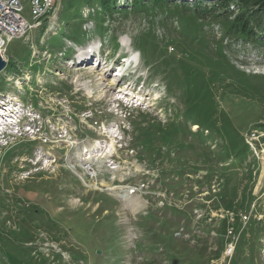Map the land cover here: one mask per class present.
Here are the masks:
<instances>
[{"label":"rangeland","instance_id":"obj_1","mask_svg":"<svg viewBox=\"0 0 264 264\" xmlns=\"http://www.w3.org/2000/svg\"><path fill=\"white\" fill-rule=\"evenodd\" d=\"M195 1L184 0V5L190 9ZM213 2L199 0L207 13L198 21L191 10L166 14L151 12L149 6V14L129 10L124 15L127 3L116 4L123 12L85 18L90 7L80 9L76 0H57L40 26L7 43L0 111L16 113L13 121L0 120V264H264V128L255 121L264 117V110L256 107L264 108V46L243 45L224 36L221 21L207 11ZM21 3L24 17L32 23L28 2ZM238 11L237 3L231 2L232 17ZM140 32L144 33L137 37ZM115 37L120 41L117 47ZM99 44L98 65L75 61ZM221 46L229 60L216 64L223 71L219 77L208 76L204 68L207 76L202 77L214 93L218 111L230 113L234 137L246 146L237 152L235 190L225 201L219 195L205 199V192L197 193L193 185L203 173L188 169L187 178L177 171L159 177L164 168L174 169L170 163L176 162V153L170 152L172 162L161 156L167 161L161 167L146 165L136 156L145 145L137 142L136 149L132 147L135 130L130 122L139 114L167 122L169 113L182 109V103L174 98L179 90L176 96L168 93L164 67L168 70V64L178 60L198 62L200 52L214 57ZM138 47L145 55L144 61L132 52L138 57V71L126 83L113 78L107 67L119 54ZM136 77V91L145 105L124 119L110 114L116 84L128 83L129 89ZM225 94L233 100H223ZM24 108L47 116L45 140L27 141L30 133L24 130L31 117L20 123ZM245 108L250 114L243 112ZM214 140L216 147L222 142ZM94 141L99 144L96 151H80ZM73 156H90L93 165L84 168ZM102 179L120 187L116 194L100 191L107 188L101 186ZM129 187L135 188L131 195L143 201L135 212L118 196Z\"/></svg>","mask_w":264,"mask_h":264},{"label":"trees","instance_id":"obj_2","mask_svg":"<svg viewBox=\"0 0 264 264\" xmlns=\"http://www.w3.org/2000/svg\"><path fill=\"white\" fill-rule=\"evenodd\" d=\"M76 1V6L80 9L84 6H98L101 9V13L98 14L101 15L103 13L111 15L121 12L122 10L116 9V4L120 3H127L126 6H123L128 7V9L123 8L124 15L129 10H140L147 13V6H149V11L151 12L152 10H160L165 11L166 14L171 10L177 12L191 10L193 12H188L197 20L199 19L198 21L204 20L201 16L207 13L203 10L204 7H201L199 0H196L190 9L185 7L184 1L178 0ZM213 1V3L209 4L210 7H207L209 8L207 11L213 12L212 16L221 21L220 24L222 25L224 36L237 43L242 42L243 45L253 44L256 46H264V0ZM231 2H235L239 6V11L233 17L231 15L232 12H229ZM151 12L150 14H152ZM99 20L102 21V18ZM142 33L140 32L137 37H140ZM172 43L176 47H180L181 44L176 42ZM155 44L157 47L158 43L156 42ZM141 52L143 54L142 56H145L142 49ZM214 52H216V56L214 57L208 56L205 52L198 53V62L192 64L188 63V61L187 64H184L178 60L176 65L168 64V70L166 66L164 67V74L162 76L167 91L170 95L173 94L176 96L175 90H179L178 97L176 96L174 98H177L178 102L182 103V109H177L173 113H169L167 122L156 121L147 114L132 115L133 120L131 119L130 122L135 130L132 138L134 144L138 142L145 145L144 149H141L137 153L138 159L142 160L146 158V163L150 167H161L165 164L164 161L166 160L172 162L170 161V152L173 150L176 153L177 160H175V163L170 164L174 165V169L173 167L170 169L167 167L164 168L161 170V174H159L160 177L177 171L179 176H185L187 178L188 173L186 171L188 169L195 173V175L204 172V175L198 179L197 183L204 185L209 184L213 180L220 182L219 197L225 201L235 190V188L233 189L232 183L239 173L235 169L238 165V161L236 160L237 152H241L243 147L246 146L242 140H237L234 137L235 132H232L229 127L231 124L228 114L230 113H227L226 110L218 111L219 106H216L214 93L211 92L212 89L202 77L207 76L204 68L209 72L208 76L219 77V71L223 70L217 67L216 64L221 65L222 62L229 61L222 46L218 49L216 48ZM67 54L69 52H66L65 55ZM152 58H154L153 52H151ZM197 66L199 69L196 68ZM229 82L227 80L224 84L228 85ZM245 86L250 88V86ZM225 99L233 100L230 94L223 95V100ZM169 105L174 106L172 103ZM256 107L260 111L264 110V108ZM243 112L250 114V110L247 108L243 109ZM255 121L258 124L263 123L261 126L264 128V117L256 118ZM192 124L198 125L197 131H191L190 127ZM216 137L222 140L218 144L217 150L212 149L209 143ZM161 156H166V160L162 159ZM237 156L240 157V154ZM228 159H231V161L228 162ZM234 160H236L235 163ZM197 163L206 165L200 168L196 167ZM177 165H181V167Z\"/></svg>","mask_w":264,"mask_h":264},{"label":"built area","instance_id":"obj_3","mask_svg":"<svg viewBox=\"0 0 264 264\" xmlns=\"http://www.w3.org/2000/svg\"><path fill=\"white\" fill-rule=\"evenodd\" d=\"M29 4L32 23L23 15L21 0H0V54L4 57L7 43L24 37L36 21H42L49 13H44V6L54 5L53 0H25ZM10 8L19 9V16H10Z\"/></svg>","mask_w":264,"mask_h":264},{"label":"bare ground","instance_id":"obj_4","mask_svg":"<svg viewBox=\"0 0 264 264\" xmlns=\"http://www.w3.org/2000/svg\"><path fill=\"white\" fill-rule=\"evenodd\" d=\"M53 1H54V5H55L56 0H53ZM54 5H46V6H44V13H50L52 11ZM10 16H19V9L10 8ZM40 24H41V21H36L33 26H39ZM83 57L86 59L87 58V53H85V55ZM6 108L8 110V107H6ZM14 115H15V113H11V115H10L11 117H9L10 121H13L12 118L14 117ZM109 143H110V147H113L112 140ZM98 145L99 144L97 142H95L94 146L91 147L90 150H92L93 152L96 151L98 149ZM76 152H77L76 154H79L78 150ZM90 153H92V152H90ZM75 158H76V156H73V159H75ZM81 160L82 161L80 163H82L83 166L89 165V164H91L94 161V159H91L90 156L82 158ZM97 160H99V159L97 158L96 161ZM86 168H87V166H86ZM102 184L105 185L108 190H110L112 193H115V194L117 192V189L120 188V187H118L116 185L108 184L106 181H103ZM118 196H119L120 199H123L125 201V203L127 205V208H130L134 212L137 211L143 205V201L141 200L139 195H136V194L131 195V194H128L127 191H125L123 194L118 192Z\"/></svg>","mask_w":264,"mask_h":264},{"label":"water","instance_id":"obj_5","mask_svg":"<svg viewBox=\"0 0 264 264\" xmlns=\"http://www.w3.org/2000/svg\"><path fill=\"white\" fill-rule=\"evenodd\" d=\"M5 66H6V62L0 55V73L4 70Z\"/></svg>","mask_w":264,"mask_h":264}]
</instances>
